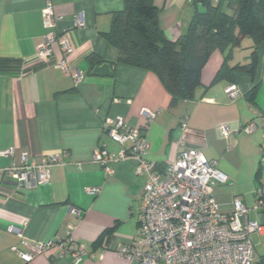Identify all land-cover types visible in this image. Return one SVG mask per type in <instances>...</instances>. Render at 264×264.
<instances>
[{"label":"crops","instance_id":"crops-1","mask_svg":"<svg viewBox=\"0 0 264 264\" xmlns=\"http://www.w3.org/2000/svg\"><path fill=\"white\" fill-rule=\"evenodd\" d=\"M50 1L54 14L62 18L53 34L68 37L73 46L65 57L68 73L34 61L46 34L41 19L44 0H0V169L22 166L23 156L28 163H39L44 156L64 155V164L50 169L49 181L33 189H17L9 178H0V264H25L11 251L18 247L27 252L20 234L33 245L75 239L85 249L77 264H136L119 257L116 249L137 238L144 176L136 174L132 160L113 164L109 177L93 162L94 151L103 144L119 151L102 133V126L117 118L143 129L149 145L146 159L158 171L182 150H201L227 177L212 190L220 210L229 213L233 200H239L250 210V220L263 221L264 210L254 206L264 201V43L255 51L253 72L233 71L231 82L213 83L225 55L214 51L193 99L171 105L151 72L124 66H110L111 74L105 76L90 72L91 54L109 65L117 59L116 49L102 34L110 29L111 15L123 8V0ZM153 1L165 38L176 41L186 32L195 8L189 0ZM77 16L83 20L81 28L74 27ZM252 53V41L241 39L230 49L228 66L250 63ZM55 57L63 59L59 48ZM229 84L240 93L234 102L224 95ZM256 84L251 104L245 95ZM142 109L158 114L149 123ZM184 120L186 133L180 128ZM249 123L256 126L250 134L238 131L223 138L217 132L220 125L237 130ZM6 151L11 154L3 155ZM89 188L99 193L89 195ZM263 240L264 228L252 236L254 264L264 254ZM31 264L75 263L51 250Z\"/></svg>","mask_w":264,"mask_h":264},{"label":"built area","instance_id":"built-area-1","mask_svg":"<svg viewBox=\"0 0 264 264\" xmlns=\"http://www.w3.org/2000/svg\"><path fill=\"white\" fill-rule=\"evenodd\" d=\"M41 19L46 34L36 47L34 61L68 73L70 69L65 57L72 54L73 46L68 37H56L53 34L62 18L54 14L50 0H44ZM83 26L81 17H75L74 27ZM56 48L60 49L63 59H56ZM75 78L80 79L78 74ZM224 95L230 102L240 97L234 84L224 89ZM141 114L150 123L158 113L142 109ZM180 128L184 133L188 131L185 120L181 122ZM255 128L254 123L237 130L220 125L217 132L226 138L238 131L250 134ZM102 133L120 148L115 153L103 144L94 151L93 162L105 176L112 175L113 164L125 160H132L136 174L144 176L138 194L140 214L137 238L129 245L116 249L119 257L136 264H254L252 236L262 232L263 221L250 220V210L239 200H233L229 213L220 210L212 190L214 186L225 184L227 177L206 159L201 150H182L174 161L158 171L156 165L146 159L149 145L143 129L131 128L121 118H117L105 123ZM2 154L8 156L11 152ZM63 157L44 156L39 163H28L26 156H23L22 166L0 169V178H9L17 189L30 190L47 183L50 169L54 165L64 164ZM86 192L97 195L99 189L89 188ZM254 209L264 210V201H258ZM71 212L78 215L74 209ZM19 237L20 245L27 252H21L18 247H12L11 251L25 264H31L35 257L51 250L58 251L60 258L69 256L75 264L85 254V249L78 246L73 238L33 245L21 234Z\"/></svg>","mask_w":264,"mask_h":264},{"label":"trees","instance_id":"trees-1","mask_svg":"<svg viewBox=\"0 0 264 264\" xmlns=\"http://www.w3.org/2000/svg\"><path fill=\"white\" fill-rule=\"evenodd\" d=\"M195 8L186 32L176 41H168L158 22V8L153 0H123V8L111 15L110 29L102 34L117 51L112 69L124 66L153 73L174 105L189 101L200 87V74L214 51L225 53L213 83L226 79L232 72L252 73L256 49L264 43V0H189ZM253 43L251 62L228 66L230 49L241 39ZM90 72L98 64L88 56ZM256 84L245 95L254 104ZM264 227V211H263ZM264 264V254L257 260Z\"/></svg>","mask_w":264,"mask_h":264},{"label":"water","instance_id":"water-1","mask_svg":"<svg viewBox=\"0 0 264 264\" xmlns=\"http://www.w3.org/2000/svg\"><path fill=\"white\" fill-rule=\"evenodd\" d=\"M92 73L100 76L109 75L111 74L110 65L108 63H103L99 66H96L92 70Z\"/></svg>","mask_w":264,"mask_h":264},{"label":"rangeland","instance_id":"rangeland-1","mask_svg":"<svg viewBox=\"0 0 264 264\" xmlns=\"http://www.w3.org/2000/svg\"><path fill=\"white\" fill-rule=\"evenodd\" d=\"M263 244H264V240H263ZM257 251H260L259 248H257ZM263 253V252H262Z\"/></svg>","mask_w":264,"mask_h":264}]
</instances>
